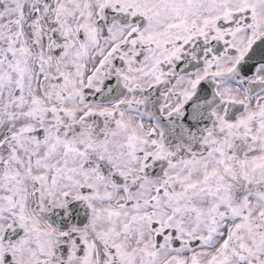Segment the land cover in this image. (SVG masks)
<instances>
[{
  "label": "snow or ice",
  "instance_id": "snow-or-ice-1",
  "mask_svg": "<svg viewBox=\"0 0 264 264\" xmlns=\"http://www.w3.org/2000/svg\"><path fill=\"white\" fill-rule=\"evenodd\" d=\"M0 264H264V0H0Z\"/></svg>",
  "mask_w": 264,
  "mask_h": 264
}]
</instances>
